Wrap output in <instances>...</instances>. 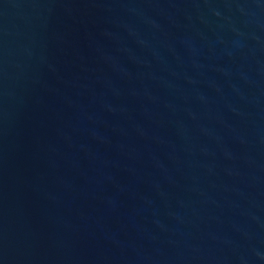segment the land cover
<instances>
[{
	"label": "water",
	"instance_id": "1",
	"mask_svg": "<svg viewBox=\"0 0 264 264\" xmlns=\"http://www.w3.org/2000/svg\"><path fill=\"white\" fill-rule=\"evenodd\" d=\"M0 264H264V0H0Z\"/></svg>",
	"mask_w": 264,
	"mask_h": 264
}]
</instances>
